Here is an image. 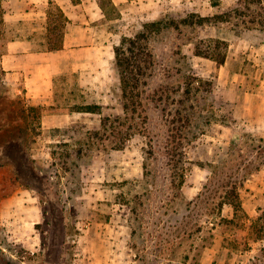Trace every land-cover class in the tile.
Returning a JSON list of instances; mask_svg holds the SVG:
<instances>
[{
	"label": "rangeland",
	"instance_id": "374dc122",
	"mask_svg": "<svg viewBox=\"0 0 264 264\" xmlns=\"http://www.w3.org/2000/svg\"><path fill=\"white\" fill-rule=\"evenodd\" d=\"M237 1L161 0L140 18L102 0L100 35L115 46L144 22L209 16ZM31 6L0 0V55L19 25L10 11ZM32 22L47 28L43 16L33 14ZM161 38L151 42L157 65L146 87L170 92L166 102L146 100V120H124L113 63V83L98 94L77 91L71 76L60 80L58 105L101 108L72 113L65 126L50 129L41 125L43 107L32 116L0 69V264H264V30L210 22ZM217 39L228 44L220 47L223 64L194 54L195 44ZM185 75L193 77L189 96ZM189 105L192 124L176 149L181 138L168 136L169 120ZM118 115L125 116L102 127L105 116ZM225 175L241 183L244 212L237 216L223 203Z\"/></svg>",
	"mask_w": 264,
	"mask_h": 264
},
{
	"label": "crops",
	"instance_id": "0c3cea01",
	"mask_svg": "<svg viewBox=\"0 0 264 264\" xmlns=\"http://www.w3.org/2000/svg\"><path fill=\"white\" fill-rule=\"evenodd\" d=\"M53 1L69 19L62 48L48 50L46 26L37 29L33 22L30 26L26 24L33 14L46 20L49 0H29L30 9L10 11L11 16H18L19 25L0 55V68L5 72L6 83L14 85L16 92L23 93L31 105L43 107V129L63 127L66 116L70 118L72 113H82L56 103L60 80L71 76L76 90L86 96L98 94L103 87L108 89L114 80L112 63L115 43L102 39L100 35V26L106 23L102 0H79L77 3L72 0ZM109 1L118 7L122 15L127 16L134 10L140 18H146L161 0Z\"/></svg>",
	"mask_w": 264,
	"mask_h": 264
},
{
	"label": "trees",
	"instance_id": "16d2710c",
	"mask_svg": "<svg viewBox=\"0 0 264 264\" xmlns=\"http://www.w3.org/2000/svg\"><path fill=\"white\" fill-rule=\"evenodd\" d=\"M72 2L77 3L79 0H72ZM48 3L46 14V48L48 50H58L63 46V29L69 19L63 9L55 1L49 0ZM213 4L218 5L217 1H214ZM232 18L237 21L231 20ZM230 21H234L235 25L237 27L241 26L243 30L263 31L264 0H238L236 5L231 9L209 16L200 15L195 12H191L184 17L177 18L164 16L142 23L141 29H139L133 36H122L119 43L114 46L113 66L119 77L122 109L126 116L118 115L113 119L109 116H105L102 119V127L106 129L109 125L114 124L115 119L118 120L121 117L124 118V116V120H128L130 118L136 120L137 115L146 120L147 115L144 113L146 100L149 102L156 101V103L167 101V99H163V96L165 92L168 95L170 90L156 89L153 93H147L146 85L148 84V78L154 75V70L157 65L155 61L156 59H154V46L152 47L151 45L152 40L156 39V41H159L162 39L161 37L165 35V31L168 32L174 29L178 30L182 25L203 26L205 24H209L210 22L219 23ZM214 41L216 42L212 44V46L208 45L204 48L195 44L194 54L209 57L221 65L225 62L226 52L220 51V47L222 45L226 48L228 44L223 39H217ZM1 71L4 72L2 69ZM192 79L193 77L191 75H185V80L183 81L186 84L183 91L187 96L190 95L193 87ZM178 86L182 88L181 84ZM161 97L162 99L160 100ZM180 102L183 103L184 100L180 99ZM39 107L40 106L27 105L26 110L34 113L32 116L39 117ZM76 108L80 111L100 112L99 110L101 107L97 104H86ZM194 113V106L191 105L186 107L184 111H181L179 108L174 110V113L169 120L167 130L171 132V135L168 134L169 137L179 136L181 138L180 141H174L176 149L179 147L183 148L184 142L181 140L186 139L183 130L185 127H188L189 124H192L191 121ZM128 114L132 115L128 116ZM98 133L99 131H96V134ZM261 140L262 139H259V141ZM172 150V146L168 147V149H166V154L168 155ZM226 177H228L227 181H224L222 185L226 194V199L223 203L230 204L234 210V214L237 216L239 212H244L239 193V186L241 183L236 179H233V177L231 179V176L225 175L224 178L226 179ZM258 219L259 217L255 219V221L257 222Z\"/></svg>",
	"mask_w": 264,
	"mask_h": 264
}]
</instances>
